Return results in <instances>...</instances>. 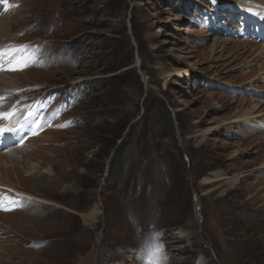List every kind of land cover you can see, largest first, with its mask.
I'll return each instance as SVG.
<instances>
[{
	"label": "rangeland",
	"instance_id": "obj_1",
	"mask_svg": "<svg viewBox=\"0 0 264 264\" xmlns=\"http://www.w3.org/2000/svg\"><path fill=\"white\" fill-rule=\"evenodd\" d=\"M251 1L0 0L14 23L0 48L40 49L36 66L0 71L20 74L0 82L14 97L0 111L39 139L0 145L22 193L0 199V264H264V5Z\"/></svg>",
	"mask_w": 264,
	"mask_h": 264
},
{
	"label": "bare ground",
	"instance_id": "obj_2",
	"mask_svg": "<svg viewBox=\"0 0 264 264\" xmlns=\"http://www.w3.org/2000/svg\"><path fill=\"white\" fill-rule=\"evenodd\" d=\"M252 1L255 2L256 4L264 5V0H252ZM257 7L261 8L260 5L257 6ZM239 10L242 13L243 12H247L248 13V10L245 9V4L244 3L240 4ZM247 13H245V14H247ZM263 15L261 14L260 16H257L258 19L261 20V25L262 26L264 25V16ZM8 17H9V15H6L5 17H3L2 21H0V40L2 39V37L9 36L10 31L14 28V23L12 22V20H9ZM246 45L248 46L249 43L246 44ZM233 47L235 49H237L238 47H240V45L235 43V44H233ZM34 73L41 74L40 72H34ZM18 75H20V74H14V73L0 74V82H3L4 86H7V88L13 89V83L16 82L19 79ZM21 75H23V74H21ZM10 87H12V88H10ZM5 98L6 99L3 101V103L5 104V107L11 106L14 97L5 96ZM27 108L31 109L32 107L28 105ZM4 123H5V121L0 120V124H4ZM23 124H25V126H27L26 118H24ZM21 128L22 127L18 128L19 131L15 130L13 132L6 133L4 135V137L0 138V140H1L0 145L9 144V143L11 144V142L13 141L12 140V138H13L12 134H14V136L17 138V140H19V139L21 140V138H23V146L24 145H28V143L30 145V143H32V142H38L39 141L38 137L29 138V137H24L23 135L21 136L20 132H23V130ZM18 136H19V139H18ZM42 142H46V140H43ZM42 142L40 144H42ZM5 146H8V145H5ZM36 147H37V149H41L38 146H36ZM22 149H24V148H22ZM20 151H23V150H20ZM20 151H15V153L16 152H20ZM11 153L12 152H7V153L0 152V199H2V200L5 199V197H8V196L22 194V193H20V191H18L17 187H15L12 183H10L9 180H7L6 173L9 172L8 171L9 170L8 164L10 165L12 163V154ZM94 215H95V212L92 215H89L88 217L91 218Z\"/></svg>",
	"mask_w": 264,
	"mask_h": 264
},
{
	"label": "snow or ice",
	"instance_id": "obj_3",
	"mask_svg": "<svg viewBox=\"0 0 264 264\" xmlns=\"http://www.w3.org/2000/svg\"><path fill=\"white\" fill-rule=\"evenodd\" d=\"M27 49V45H22L18 48H0V71H22L25 68L36 66L37 57L35 53L39 52L40 49H33L31 53H29ZM17 53H23V55H17ZM40 65L42 66V61L40 62ZM4 99V97H0V102H2ZM2 106V103H0V107ZM13 115L14 113L11 111L7 113L0 111V120L5 121L4 124H0V138L4 137L6 133L13 132V129L10 127V122ZM33 124H35L36 127L29 126L33 135L37 134L36 128H42L45 126L44 122L37 123L36 121H33ZM16 131H19V129ZM20 142H23V138H21ZM0 210H9L4 207L2 200H0ZM156 238L157 234H153V239ZM160 251V246L156 245L153 254L155 255Z\"/></svg>",
	"mask_w": 264,
	"mask_h": 264
},
{
	"label": "trees",
	"instance_id": "obj_4",
	"mask_svg": "<svg viewBox=\"0 0 264 264\" xmlns=\"http://www.w3.org/2000/svg\"><path fill=\"white\" fill-rule=\"evenodd\" d=\"M165 114H164V118L165 119H170L171 118V113L168 111V109H165ZM123 121H120L118 123V126L114 129L116 130V134H114L113 139H118L120 136V132L123 130ZM141 139H144L143 137H140ZM126 144L122 143V147L118 146L117 149L115 150L113 156H112V163L113 165L110 167V170H112V172H114V174H119L121 172V170L124 168V166H128V158H126L125 156H123V152H124V147Z\"/></svg>",
	"mask_w": 264,
	"mask_h": 264
},
{
	"label": "water",
	"instance_id": "obj_5",
	"mask_svg": "<svg viewBox=\"0 0 264 264\" xmlns=\"http://www.w3.org/2000/svg\"><path fill=\"white\" fill-rule=\"evenodd\" d=\"M196 199V196H195V194H194V200Z\"/></svg>",
	"mask_w": 264,
	"mask_h": 264
}]
</instances>
